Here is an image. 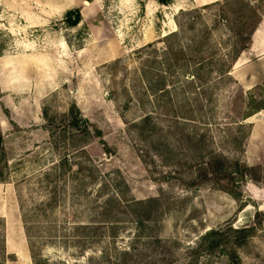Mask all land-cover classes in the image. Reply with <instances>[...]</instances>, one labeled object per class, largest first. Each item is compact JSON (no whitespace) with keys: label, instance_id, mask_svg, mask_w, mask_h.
I'll use <instances>...</instances> for the list:
<instances>
[{"label":"rangeland","instance_id":"374dc122","mask_svg":"<svg viewBox=\"0 0 264 264\" xmlns=\"http://www.w3.org/2000/svg\"><path fill=\"white\" fill-rule=\"evenodd\" d=\"M227 20L187 0H0V264H264V17L231 64ZM174 31L188 67L164 64ZM212 157L229 181L198 178ZM216 229L225 245L199 251Z\"/></svg>","mask_w":264,"mask_h":264},{"label":"trees","instance_id":"16d2710c","mask_svg":"<svg viewBox=\"0 0 264 264\" xmlns=\"http://www.w3.org/2000/svg\"><path fill=\"white\" fill-rule=\"evenodd\" d=\"M159 2L163 3V0H158ZM217 5L218 8H220L221 13L226 16L227 21L230 23H236V25L228 26L229 29L233 32L235 43L237 48L234 50V53L231 56L229 64L234 62L237 59V56L242 50H245L247 48V43L251 41V35L255 31V27L257 26V23L261 19V17H264V0H223L222 2H216L213 4L205 5L204 8H209L210 6ZM228 15V18H227ZM65 19L68 21L70 25H75L78 21V14L73 13V11L68 10L65 14ZM251 24L252 27L247 31V26ZM176 26L179 28L181 27L179 23H176ZM174 39L173 44H167L165 48V52L163 53V59L164 64L167 68L174 67L175 64H178L181 62V64H178V66L182 65L183 61L186 67L189 65V59L186 58L184 52L180 48V46L177 44L175 45V40H179L178 33L176 31L170 32L167 35H165L162 38V42H169V40ZM205 42V41H204ZM201 42L196 45V51L198 53L193 54L190 59L193 62V68L194 72L186 74L185 76L187 78H191L192 80L188 82V85H191L192 87H195V80H197L199 83H202L203 80H205L206 75H202L200 72L201 68L209 67L206 65V59L203 58L202 54H204V50H199L201 47ZM220 64V63H219ZM217 66V69H221L222 64ZM194 79V80H193ZM194 84V85H193ZM165 86V83L163 81L162 76H157V81L155 85L150 87V90L152 92L163 90ZM261 106H257L255 109H259ZM69 124L77 129H79L80 120H78L75 116H72ZM94 127L95 133L99 136L100 130L97 129V127ZM65 165H68L66 161L64 162ZM207 169L199 174L198 178L201 179H212L217 182L221 180L229 181L231 178L230 173L226 172L225 169V159L222 157H212L210 160L206 163ZM254 168L252 167H243L241 170H239V175L245 179L248 177V174L253 173ZM255 182H257V179L251 177ZM154 199H149V201H153ZM148 201V202H149ZM262 216V215H261ZM232 232L237 233L236 236V243H240V241H244L251 235V230L249 227H240L231 229ZM28 234V233H27ZM226 233L224 230L216 229L211 230L204 234L201 238V243L199 244L198 249L199 251H202L204 253H214L219 248H221L223 245H225V239H226ZM202 248V249H201ZM231 261H233V257L230 258Z\"/></svg>","mask_w":264,"mask_h":264},{"label":"crops","instance_id":"0c3cea01","mask_svg":"<svg viewBox=\"0 0 264 264\" xmlns=\"http://www.w3.org/2000/svg\"><path fill=\"white\" fill-rule=\"evenodd\" d=\"M187 1L189 4L193 5L194 7H202L216 2H221L223 0H187Z\"/></svg>","mask_w":264,"mask_h":264}]
</instances>
